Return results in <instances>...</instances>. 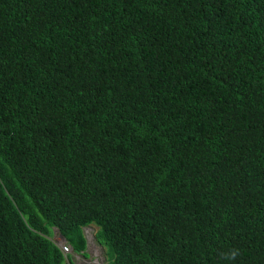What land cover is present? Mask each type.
Here are the masks:
<instances>
[{"label": "trees", "instance_id": "trees-1", "mask_svg": "<svg viewBox=\"0 0 264 264\" xmlns=\"http://www.w3.org/2000/svg\"><path fill=\"white\" fill-rule=\"evenodd\" d=\"M264 264V0H0V264Z\"/></svg>", "mask_w": 264, "mask_h": 264}, {"label": "rangeland", "instance_id": "rangeland-1", "mask_svg": "<svg viewBox=\"0 0 264 264\" xmlns=\"http://www.w3.org/2000/svg\"><path fill=\"white\" fill-rule=\"evenodd\" d=\"M95 231L96 226L92 224L82 228V234H84L86 238L85 249L82 253L71 254L70 260L73 261L74 264H103L105 262L104 249L96 242L94 237ZM53 237L61 238L56 230L53 232Z\"/></svg>", "mask_w": 264, "mask_h": 264}, {"label": "clouds", "instance_id": "clouds-1", "mask_svg": "<svg viewBox=\"0 0 264 264\" xmlns=\"http://www.w3.org/2000/svg\"><path fill=\"white\" fill-rule=\"evenodd\" d=\"M54 232V231H53ZM52 239H54V244L57 246V247H59V249H60V251H61V253L64 255V256H67V255H69V257H70V259H71V254H76V253H74L73 251H72V249H71V247L66 243L65 244V242H64V240L62 241V239L61 238H54L53 237V233H52ZM104 249V248H103ZM80 253V252H79ZM104 253H105V251H104ZM105 262H106V255H105ZM104 262V263H105ZM103 263V264H104Z\"/></svg>", "mask_w": 264, "mask_h": 264}]
</instances>
